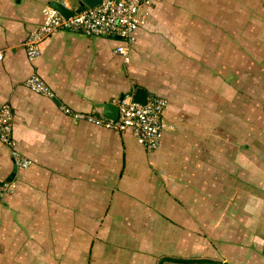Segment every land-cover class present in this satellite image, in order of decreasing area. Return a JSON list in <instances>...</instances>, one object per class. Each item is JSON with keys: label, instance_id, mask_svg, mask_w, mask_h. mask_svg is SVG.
<instances>
[{"label": "crops", "instance_id": "0c3cea01", "mask_svg": "<svg viewBox=\"0 0 264 264\" xmlns=\"http://www.w3.org/2000/svg\"><path fill=\"white\" fill-rule=\"evenodd\" d=\"M50 1L0 0V103L31 161L0 198V264H264V0H153L130 43L60 30L28 61ZM136 87L166 100L155 150L60 108L99 117Z\"/></svg>", "mask_w": 264, "mask_h": 264}, {"label": "built area", "instance_id": "2783aa9c", "mask_svg": "<svg viewBox=\"0 0 264 264\" xmlns=\"http://www.w3.org/2000/svg\"><path fill=\"white\" fill-rule=\"evenodd\" d=\"M64 7L72 13L63 16L49 5L41 8V22L22 41V47L28 61L39 54V45L52 33L60 30L79 32L85 36L118 37L130 43L134 40L135 30L144 23L145 8L153 0H99L93 6L70 7L64 0ZM113 52L123 62H128V51L122 44H117ZM23 84L30 90L48 98L53 97L51 89L36 73L25 77ZM117 116L114 120L89 113H80L60 106L61 111L73 119H83L94 125L113 130L128 132L135 142L146 151L159 147L162 134L166 128L163 111L166 100L160 96L147 97L145 103L132 101L130 96L116 102ZM11 108L7 103H0V143L8 148L13 164L17 168H27L31 161L20 154L16 140L12 135ZM14 190V182L0 180V198Z\"/></svg>", "mask_w": 264, "mask_h": 264}, {"label": "water", "instance_id": "95a60500", "mask_svg": "<svg viewBox=\"0 0 264 264\" xmlns=\"http://www.w3.org/2000/svg\"><path fill=\"white\" fill-rule=\"evenodd\" d=\"M99 0H75L76 7H82V6H93L97 4ZM48 5L55 10H57L59 13H61L63 16H68L72 13V9L64 7L60 2L51 0ZM118 38V37H115ZM147 98L146 91L141 87H136L133 90L131 99L132 101L139 102V103H145ZM98 107L101 109L100 115L107 119L114 120L117 116V106L116 104L112 102H103L98 105ZM16 167L13 164L12 172L7 177L6 181H11V178L13 177V173L15 171ZM208 262V261H207Z\"/></svg>", "mask_w": 264, "mask_h": 264}, {"label": "trees", "instance_id": "16d2710c", "mask_svg": "<svg viewBox=\"0 0 264 264\" xmlns=\"http://www.w3.org/2000/svg\"><path fill=\"white\" fill-rule=\"evenodd\" d=\"M171 261H172V262H176V263H177V262H179V263H180V262H183V263H190V262H191L190 259L182 260V261H181V260H179V259H175V258H171ZM203 262H205V261H203Z\"/></svg>", "mask_w": 264, "mask_h": 264}, {"label": "rangeland", "instance_id": "374dc122", "mask_svg": "<svg viewBox=\"0 0 264 264\" xmlns=\"http://www.w3.org/2000/svg\"><path fill=\"white\" fill-rule=\"evenodd\" d=\"M257 51H259V49H257Z\"/></svg>", "mask_w": 264, "mask_h": 264}]
</instances>
